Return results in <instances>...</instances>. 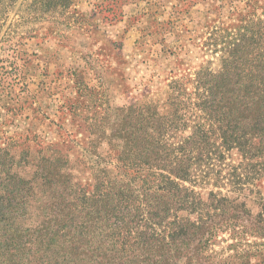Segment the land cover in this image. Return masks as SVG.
<instances>
[{"label": "trees", "instance_id": "16d2710c", "mask_svg": "<svg viewBox=\"0 0 264 264\" xmlns=\"http://www.w3.org/2000/svg\"><path fill=\"white\" fill-rule=\"evenodd\" d=\"M238 22L220 40L218 70L120 113L115 152L89 140L77 168L64 148L36 149L37 136L32 161L0 146V264H214L220 233L264 237L249 206L264 199V16Z\"/></svg>", "mask_w": 264, "mask_h": 264}, {"label": "rangeland", "instance_id": "374dc122", "mask_svg": "<svg viewBox=\"0 0 264 264\" xmlns=\"http://www.w3.org/2000/svg\"><path fill=\"white\" fill-rule=\"evenodd\" d=\"M52 1L0 5V146L32 161L37 136L45 143L36 149L64 148L77 168L78 154L93 152L89 140L115 152L110 127L124 109L161 105L172 80L218 70L225 32L264 16V0H72L65 11ZM249 206L264 220V199ZM209 255L214 264H264V237L223 232Z\"/></svg>", "mask_w": 264, "mask_h": 264}]
</instances>
